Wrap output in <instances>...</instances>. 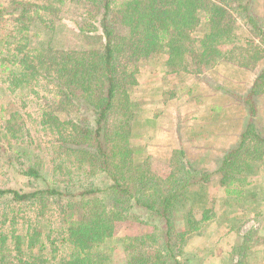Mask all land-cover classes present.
I'll use <instances>...</instances> for the list:
<instances>
[{"label": "rangeland", "instance_id": "obj_1", "mask_svg": "<svg viewBox=\"0 0 264 264\" xmlns=\"http://www.w3.org/2000/svg\"><path fill=\"white\" fill-rule=\"evenodd\" d=\"M214 1L231 13L234 34L210 44L218 57H212L209 62L203 60L201 70L195 61L188 70L172 71L166 65L165 53L139 61L120 59L137 80L130 90L135 103L132 109L135 114L131 113L130 117L133 156L152 178H166L175 170L180 178L193 172L201 176L190 188L187 205L199 221L194 225L197 228L189 226L187 209L176 211L174 217L176 229L184 232L181 259L185 264H264V161L251 162L249 170L242 172L250 182L248 187L257 185L259 193L254 188L239 203L234 196L227 201L222 176L216 172L225 151L239 144L250 121L264 135V90L253 96L257 108L254 114L248 103L238 98L249 94L264 67V45L260 49L250 42L252 39L259 43L260 38L253 34L254 26L245 11L237 6V1L247 0ZM13 2L0 0V10H4L0 34L14 26ZM84 3L93 9L92 1ZM77 5L71 3L52 16L58 25L62 24L54 40L56 47L69 45L80 49L99 45L96 39L86 40L70 31H76L75 22L84 7ZM248 13L256 24L264 27V0H250ZM205 15L201 13L195 35H202L207 28ZM60 89L64 88L43 76L24 87H15L0 71V187L28 191L48 184L62 189H81L91 184L103 188L110 183L101 170L83 166V155L78 152L82 145L67 136L72 122L91 121L90 109L83 99L73 98L60 105L64 97ZM181 150L186 153L184 157ZM33 162L38 165L41 178L23 173ZM185 170L189 171L185 173ZM205 171L212 174L202 179ZM155 181L156 178L141 187L142 195L149 194V197L163 187V183L155 185ZM100 197L111 208H120L110 194H100ZM66 200H51L41 214L35 204L1 198L0 234H6L7 240L0 246V259H3L0 264H23L21 258L26 261L31 253L38 254L39 246L27 248V236L23 237L24 254L15 249V237L25 236L33 224L43 230V236L50 232L53 237L57 236L64 226L62 211ZM207 213L211 217L204 220ZM125 214L127 218L117 222L112 238L115 264L126 262L125 237L153 231V221L144 208L133 204ZM67 251H57V258ZM41 253L51 256L54 251L47 246Z\"/></svg>", "mask_w": 264, "mask_h": 264}, {"label": "trees", "instance_id": "obj_2", "mask_svg": "<svg viewBox=\"0 0 264 264\" xmlns=\"http://www.w3.org/2000/svg\"><path fill=\"white\" fill-rule=\"evenodd\" d=\"M86 1L14 0V26L0 34V71L13 86L24 87L34 78L43 76L64 88L60 89V94H64L60 105L73 98L84 100L93 117L79 124L72 122L67 136L82 145L78 152L83 155V166L87 164L101 170L110 181L103 188L93 184L81 189H62L48 184L28 191L0 187V199L10 197L16 202L35 204L41 214L51 200L67 199L62 211L64 226L57 236L53 237L52 232L43 236V230L33 224L25 236L15 237V249L24 254L23 237L27 236V248L32 250L39 246V252L31 253L29 260L21 258L23 264H115L112 238L116 224L126 219L125 212L136 204L150 216L153 231L125 237L124 264H185L181 259L184 232L176 229L174 217L176 211L187 209L189 226L197 228L194 225L199 221L187 205L190 188L201 176L193 172L180 178L177 170L166 178L153 176L157 179L154 184L163 183V187L149 197V194L142 195L141 187L154 178L133 156L130 117L131 113L135 114L132 112L135 103L130 90L137 80L120 59L139 61L165 53L166 65L172 71L188 70L195 61L201 70L203 60L209 62L212 57H218L210 44L219 38L233 37L234 18L225 6L214 0H90L93 9L82 4ZM71 3L84 7L76 19V31H70L86 40L96 39L99 45L80 49L69 45L56 47L54 40L62 24L58 25L52 16ZM237 3L254 26L253 34L260 38L259 43L252 39L250 42L255 47L264 45V27L256 24L248 13L250 0ZM202 12L206 14L207 28L202 35H195ZM3 13L4 10H0L1 18ZM260 90H264V67L249 94L238 97L248 103L252 114L257 111L253 96ZM180 153L182 157L186 155L184 150ZM223 156L216 172L222 176L227 201L234 196L239 203L254 188L258 194V186L250 189L248 178L242 175L249 170L251 162L264 161V135L255 129L252 121L242 133L239 144L226 150ZM23 173L32 178L42 177L35 162L23 169ZM211 174L205 171L202 179ZM104 193L110 194L120 208H111L104 202L100 197ZM210 217L207 213L203 219ZM6 240L7 235L1 233V247ZM47 246L53 248L51 256L41 253ZM60 249L68 251L58 259L56 252ZM51 259L53 263H49Z\"/></svg>", "mask_w": 264, "mask_h": 264}]
</instances>
